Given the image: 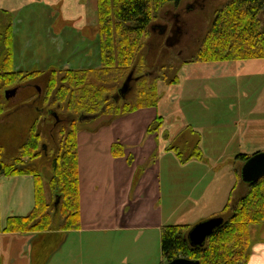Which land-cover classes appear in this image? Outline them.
Here are the masks:
<instances>
[{"label": "trees", "instance_id": "1", "mask_svg": "<svg viewBox=\"0 0 264 264\" xmlns=\"http://www.w3.org/2000/svg\"><path fill=\"white\" fill-rule=\"evenodd\" d=\"M182 1L96 0L100 66L76 70L51 68L43 72L14 70L12 16L1 10L0 120L5 117L9 107L10 99H5L3 94L6 90L44 78L39 99L30 95L23 100L25 108L29 109L26 117H30V123L26 124L22 133L23 141L20 140L21 144L15 151L14 147L10 152L6 151L10 154H4L5 147L0 146V177L31 176L34 192L31 212L24 217H9L3 230L5 233H67L80 230L79 117L94 116L92 120L103 117L110 126L117 118L158 105L159 83L166 81L165 73L172 70V65L166 64L154 70L143 50L152 43L151 37L158 24L157 13L169 4L178 8ZM213 15L195 55L183 63L264 60V0H224ZM164 29V37H167L175 27L165 28L164 24ZM166 39L162 40L163 45L168 43ZM131 71L133 78H139L136 82L133 79L132 96L127 97L129 93L125 99L116 102L114 97ZM172 82L177 83L178 76L173 75L169 84ZM60 109L70 115L71 120L65 128L61 126ZM54 112L59 121L52 124L55 118L51 113ZM163 126L164 119L158 116L150 123L145 134L158 133ZM54 132L58 135V141L50 153H46ZM191 132L197 141L187 157L178 147H168L181 163L202 157L198 146L200 134L192 129ZM110 154L114 158L123 157L125 149L122 145L114 144ZM249 157L245 154L236 156L243 163ZM153 158L155 154L151 155L146 165L155 162ZM44 160L50 167L46 182L40 170V162ZM126 161L131 165L132 156L128 155ZM143 170L144 166H140L135 171L133 188ZM241 187L247 193L236 199L232 198V193L223 210L216 214L224 218L223 224L214 230L201 248L192 247L187 241L191 226H161L160 264L179 257L198 261V264H248L252 254L250 228L264 225V177L256 183L240 182Z\"/></svg>", "mask_w": 264, "mask_h": 264}, {"label": "rangeland", "instance_id": "2", "mask_svg": "<svg viewBox=\"0 0 264 264\" xmlns=\"http://www.w3.org/2000/svg\"><path fill=\"white\" fill-rule=\"evenodd\" d=\"M223 1L224 0H183L178 8L171 4L165 6L156 15V23L158 24L154 28L155 31L151 37V46L147 45L143 53L146 56L148 55V58L151 60L150 65L154 67V70H158L166 64L172 65V70L165 73L167 76L166 81L162 80L159 83L158 89L160 101L164 98L166 100L170 98L171 100H176V103L171 109H174V116L180 115L179 111L176 109L178 100L181 101V109L186 112H189L187 109L190 108L203 110L204 107L206 108L211 105V108H213L209 114L216 112L217 109L220 108L221 111L217 113L215 119L220 121L225 120L222 126L224 124V127H228L229 123L226 121H231L235 115L234 111L232 112L228 109L229 104H240L244 107V112L247 111L250 117L252 115L255 117L264 116L256 115L257 112L264 111V73H248V67H243L239 68L242 74L237 75V78L231 77L229 79V76L226 75L219 78H205L201 75L191 74L188 64L183 63L195 55L204 35L209 29V25L214 16L213 11L219 8ZM190 9L191 13L185 15L184 11ZM1 10L7 11L9 16H12V24L15 33L13 45L15 51L14 64L19 65L18 62L20 61L19 63H21L24 59L23 52L25 42L22 39L23 34H25L24 39L28 35V38L31 40L29 41V43L32 44L30 46L31 48L27 49V57L30 62L27 67L28 70L26 71H41V69H44V65H42L43 61L50 62L48 67L44 70H49L51 68L63 69L59 63L71 58L76 53V51L72 49V46L79 47V49L85 48L86 52L87 50L89 51V55L87 56V60L77 67H75L77 64H74L72 67L68 65L69 69H84L89 66V68H98L100 66L99 38L96 31V0H2L0 3V13ZM29 11H33L34 15H30L28 13ZM18 14L22 17L25 16V23L18 25ZM175 14L180 16L178 20L181 25L183 24L185 31L178 39V28L175 27V31L167 36L166 41L168 43H166L165 48L167 52L164 51L166 54L163 58H160L158 53H154L153 49H151L153 47L152 45H155V43L164 36L166 32L164 24H171L173 22L172 17ZM182 20H185L186 24H184ZM174 23L177 26L178 23L175 21ZM19 28H22V30L24 29V31L21 30L20 32ZM61 49H63V52L57 54L56 51H60ZM18 51L20 52L17 53ZM176 52H181V54L178 56ZM257 62L263 63V60ZM254 68L261 67L255 65ZM173 75L178 76V82L169 84ZM38 80L44 81V78ZM179 80L182 82L179 83ZM37 83L40 88L43 87L42 83ZM169 86L171 87L169 88ZM209 88L214 90L216 98L223 95L233 97L231 103L216 102L212 104V101L208 104L207 99H204L203 101H197L188 108L190 104L189 99L206 98L205 93ZM131 93L127 97H131ZM238 93L240 97L243 98H236L235 96ZM3 94L5 96L6 91ZM23 96L21 92H18L16 96L10 97L6 115L0 120V146L5 147L4 154H10L8 152H10V149H13V147V151H15L17 146L23 141V139L21 140L23 133L22 127L29 111L28 108L19 106V104L22 103L20 101ZM63 110L64 109H60L59 111H61V116L65 118L68 113H64ZM190 118L193 120V115L190 116ZM106 122L105 118L99 117L94 120L83 119L78 125L81 129L78 133V145L80 153L79 165L81 166L80 179L83 181V183L80 184V190L82 192L86 189L87 185L92 182L94 178V176H92L94 169H97V173L100 174L96 179V183L99 185L103 183V180L105 183V180L109 177L110 162L108 161L109 159L106 160L108 157L104 154L105 141L110 140ZM209 125V123H205V126ZM61 126L65 128L66 122L64 121ZM190 126L191 128L193 127V131L200 134V136L202 135L196 123L191 122ZM211 132L213 131H206L207 135H205L204 138L201 137L198 145L202 152L201 158L204 159L203 146L206 147L209 145L211 141ZM161 136L163 142L160 140L159 144L165 142V147L166 145L174 147L173 144L177 140L175 136L173 138H168L165 134ZM96 137H98V142L94 143ZM57 141L58 135L54 134V140H50L48 143L49 146L51 144L50 148H47L48 153H50V149L53 148ZM182 146H184V144L179 145L180 151L182 150ZM95 147L98 149V154L93 156V148ZM181 152L183 156L186 157L185 150ZM226 153H229V151H226ZM152 154H155L153 160L155 162L160 161L161 163L159 171H156V178L154 181L157 185L156 191L159 196L157 202L161 200L162 217L164 215L167 216L165 217L166 219L164 218L165 222L163 226L166 224L192 226L203 220L213 218L215 214L223 210V206H225L228 199H230L228 198L230 194L227 196L228 185L219 192L206 194L205 196L208 197H205L201 201V208L195 210L191 205L192 203L187 204L185 201L180 200V196L177 194H187L185 192H187L188 186L191 185L192 177H197L198 172L188 173V171L180 169L178 165L181 164V161L172 152H163L162 154V152L157 153V151H153L151 155ZM128 155H131L133 158L132 154ZM157 156L159 157L157 158ZM226 157L228 158L229 155L227 154ZM207 158L210 159L209 157ZM148 159L146 162L140 164V166H144L143 174L148 167L152 166L151 164H149V166L146 165L150 161ZM140 166L136 168H140ZM225 168L227 171L231 169L229 166ZM40 170L43 174L44 182H46V176L50 172V167L45 163V160L40 162ZM106 170L107 173L104 174ZM199 170L201 171L202 168L200 167ZM229 176H231V173H229ZM185 177H191V179L183 188V184L180 181ZM131 189L133 190V184ZM150 190L152 191L153 189L151 188ZM98 206H100L99 202L92 204L85 202L84 205H82L84 229L88 228L94 216V210L97 209ZM107 209L108 211L110 210V208ZM101 229L102 228H100V232L96 233L91 231L80 232L79 230L68 232L67 235H63V241L50 246L51 252L43 256V261L48 260L50 257L53 264H160L162 262L159 243L160 231L146 230L142 234H139V232L129 234L125 232V230L105 231ZM80 230H82V219ZM254 239H256V236ZM81 247H83L82 255L79 252ZM85 248L89 251H86Z\"/></svg>", "mask_w": 264, "mask_h": 264}, {"label": "crops", "instance_id": "3", "mask_svg": "<svg viewBox=\"0 0 264 264\" xmlns=\"http://www.w3.org/2000/svg\"><path fill=\"white\" fill-rule=\"evenodd\" d=\"M2 0H0L1 3ZM30 15H34L33 11L28 12ZM28 15V14H27ZM28 15V16H30ZM19 24L25 23V16L17 15ZM22 28H19L21 32ZM24 31V29L22 30ZM14 29H13V45H14ZM23 41L25 42V48L23 52V61L18 62L19 65L14 64V70L26 71L29 65V59L27 57V49L31 48V41L27 37ZM29 43V44H28ZM63 45V44H62ZM23 48V45H22ZM72 49L76 53L69 59L59 63L61 68H68L79 64L87 60L89 51L79 49V47H73ZM22 50V49H21ZM85 50V51H83ZM18 51L17 53H19ZM27 52V53H26ZM63 49L56 51L57 54H61ZM81 58V61H80ZM15 60V51L13 47V61ZM257 61L262 60H249L243 63L231 62V63H190L188 64L191 74L201 75L205 78H219L222 76H229L237 78V75L242 74L239 68L248 67V73H264V60L263 63ZM50 62L43 61L44 69L48 67ZM255 65L261 68H254ZM26 67V68H25ZM90 67V66H89ZM88 67V68H89ZM41 69V71H45ZM77 69V68H74ZM81 69V68H80ZM224 73V74H223ZM190 74V76H191ZM189 76V77H190ZM181 77V76H180ZM182 82L179 80V83ZM171 86H169L170 88ZM214 90L209 88L205 93L206 98L189 99L190 104L188 108L195 104L197 101H203L207 99L208 104L213 101L216 102H230L233 97L220 96L216 98ZM180 96V95H178ZM240 97L239 93L235 96ZM175 98V97H174ZM173 99V98H172ZM181 99V98H180ZM181 101L177 102V111L180 115L174 116L175 112L173 105L176 100L165 98L159 101L156 107L142 108L138 111L132 112L125 117L115 119L110 126H108V133L110 134V140L105 141V155L110 162V173L108 179L103 180V183H96L97 177L100 175L97 173V169L93 170L92 182L87 185L83 192L80 190V217L82 219V230L91 231L93 233L100 232L101 230H125L129 234L137 233L142 234L146 230L159 231L163 226L164 215L162 217L161 200H158L157 185L155 184L156 171L160 169V161L153 162L148 169H146L143 176L137 183V186L131 189V181L135 175L136 167L147 161L154 151L174 153L172 150H168V146L165 144H159L162 141V134H165L168 138L177 139L173 146H182V150H185L186 157L194 149V145L197 141L195 135L191 132V122L196 123V126L200 129L199 142L201 137L204 138L206 131L212 130L211 141L206 147L203 146V156L199 160L190 159L187 163H181L178 166L180 169L189 172H198L197 177H192L191 185L188 186L187 194H180V200L185 201L191 205L195 210L201 208V201L208 196V193L219 192L227 186V196L230 194L231 198H240L247 192L245 188L236 187L240 180L241 167L244 164L239 161L236 156L238 154L253 155L258 152H264V116H252L250 117L248 112H244V107L240 104H229L228 109L234 111V117L229 123L228 127L220 121L215 119V116L220 112V108L216 112L209 114L211 105L204 107L203 110H196L195 108L187 109L183 111L181 109ZM192 114H191V113ZM207 112V113H206ZM236 112V113H235ZM244 112V113H243ZM193 115V120L190 116ZM256 115H264V111L257 112ZM162 117L164 119V126L158 133L145 135L146 129L150 126V123L156 119V117ZM196 121V122H195ZM205 123H209V126H205ZM222 126V127H221ZM196 128V129H198ZM168 132V133H167ZM173 134V135H172ZM194 139V140H193ZM193 141V142H192ZM98 142V137L94 139V143ZM163 142V141H162ZM123 145L125 147V156L112 157L110 154V148L112 145ZM97 148H93V156H96ZM181 150V151H182ZM229 151V153H226ZM79 153V145H78ZM128 154H132L134 163L129 165L126 161ZM227 154L229 157L227 158ZM173 155V154H172ZM176 155V154H175ZM159 156H157L158 158ZM209 157L210 159H208ZM80 153L78 154V169H79V187L83 183L80 179L81 166L79 165ZM97 162V161H96ZM95 163V162H93ZM101 163V161H100ZM231 167L227 171L225 167ZM200 167L202 170L200 171ZM224 168V169H223ZM223 170V171H221ZM200 171V172H199ZM107 170L104 171V174ZM231 173V176H229ZM232 178V179H230ZM191 177H185L180 182L183 184V188L190 182ZM153 189L152 191L150 189ZM236 188L235 191H233ZM180 189V188H178ZM100 203V206L94 210V216L87 229H84V219L82 215V205L84 203ZM34 207V192H33V179L31 176H15V177H0V264H53L51 258L43 261V256L48 252H51L50 246L63 241V235H67L64 232H27V233H5L4 227L6 220L9 217H24L27 216ZM225 206H223L224 208ZM107 208H110L108 211ZM222 208V209H223ZM216 215V214H215ZM166 219V218H165ZM202 222V221H201ZM70 233V232H69ZM256 236V239L254 237ZM250 237L252 240V254L248 261V264H264V225L261 227L250 228ZM81 247L79 252L83 254ZM86 251H89L85 248ZM52 255V253H51ZM50 255V256H51Z\"/></svg>", "mask_w": 264, "mask_h": 264}, {"label": "water", "instance_id": "4", "mask_svg": "<svg viewBox=\"0 0 264 264\" xmlns=\"http://www.w3.org/2000/svg\"><path fill=\"white\" fill-rule=\"evenodd\" d=\"M136 82L139 78H133V71H131L125 79L122 86L118 89L117 95L114 97L117 102L119 99H125V97L132 92V82ZM16 89L6 90L5 99L14 97ZM94 116H81V120L93 119ZM240 172V180L244 184L256 183L260 178L264 177V152H258L251 155L247 161L242 165ZM58 202V201H57ZM57 202L55 204H57ZM224 222L223 217L213 216V218L203 220L202 222L196 223L190 227V231L187 233V241L192 247H203L205 240L214 232L216 228L221 226ZM164 264H198V261L189 260L184 257L168 261Z\"/></svg>", "mask_w": 264, "mask_h": 264}, {"label": "flooded vegetation", "instance_id": "5", "mask_svg": "<svg viewBox=\"0 0 264 264\" xmlns=\"http://www.w3.org/2000/svg\"><path fill=\"white\" fill-rule=\"evenodd\" d=\"M200 10H201V7H200ZM189 13H191V9L190 10H186V11H184V14L185 15H188ZM178 17H180L178 14H175L172 18H173V22L171 23V24H167V23H165V28L166 27H176V28H178V33H179V35H178V39L180 38V36L182 35V33L185 31V29L183 28L184 26H183V24L181 25L180 24V21L178 20ZM175 19V20H174ZM174 21L176 22V23H178L177 24V26H176V24L174 23ZM183 21V23L184 24H186V21L185 20H182ZM168 25V26H167ZM175 31V29L174 30H171V33H173ZM164 38H167V37H162V38H160L159 40H158V42L157 43H155V45H152L153 47L151 48V49H153V52L154 53H158V56H160V58H163L164 57V55L166 54V53H164V51H165V47H166V44L164 43V45H163V39ZM167 40V39H166ZM165 40V41H166ZM165 52H167V51H165ZM181 54V52H176V55H180ZM158 59H159V57H158ZM151 63V60L149 59V64ZM37 82H39V83H42L43 84V81L41 80H35L34 82H32V83H29V84H27V85H22V86H20V87H18V88H15L16 89V91H17V94H18V92H21V95L23 96L21 99H19V100H21L20 102H24L23 100L25 99V98H27V97H29L30 95H34V99H39V97L42 95V91H41V88L37 85L38 83ZM31 91H33V92H31ZM24 92V93H23ZM16 94V95H17ZM34 101V100H33ZM20 103L19 104V106L20 107H24L25 108V103ZM67 113V112H66ZM51 115L55 118V121L52 123V124H55V123H58V118H57V116H56V113L54 112V113H51ZM62 117V116H61ZM81 116L79 117V121H81ZM70 115L69 114H67L66 116H65V118H60V122H61V124H62V122H66V123H69L70 122ZM28 123H30V118L29 117H26V119H25V122H24V124H23V127H22V131L24 130L23 128H25L26 127V124H28ZM56 132V131H55ZM55 132L53 133V138H52V140H54V134H55ZM46 153H48V151L46 152Z\"/></svg>", "mask_w": 264, "mask_h": 264}]
</instances>
